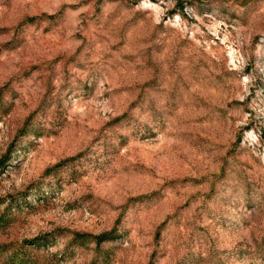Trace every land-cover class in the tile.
Returning <instances> with one entry per match:
<instances>
[{"label": "rangeland", "instance_id": "rangeland-1", "mask_svg": "<svg viewBox=\"0 0 264 264\" xmlns=\"http://www.w3.org/2000/svg\"><path fill=\"white\" fill-rule=\"evenodd\" d=\"M175 5L0 0V264H264V0Z\"/></svg>", "mask_w": 264, "mask_h": 264}, {"label": "trees", "instance_id": "trees-1", "mask_svg": "<svg viewBox=\"0 0 264 264\" xmlns=\"http://www.w3.org/2000/svg\"><path fill=\"white\" fill-rule=\"evenodd\" d=\"M174 1L176 4L175 6L180 9V12H183V10L185 9V2H187V0H174ZM10 162H11V158L9 155L2 157L0 159V171ZM86 236H90V235H86ZM91 238L94 239L97 243H102V242L114 240L116 236H115V232L113 231L109 233H103L98 236H92Z\"/></svg>", "mask_w": 264, "mask_h": 264}]
</instances>
